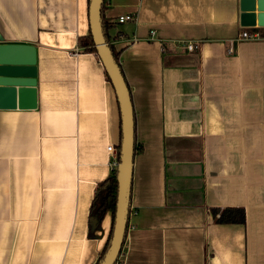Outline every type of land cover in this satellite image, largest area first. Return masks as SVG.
Instances as JSON below:
<instances>
[{"label": "crops", "instance_id": "0c3cea01", "mask_svg": "<svg viewBox=\"0 0 264 264\" xmlns=\"http://www.w3.org/2000/svg\"><path fill=\"white\" fill-rule=\"evenodd\" d=\"M103 6L138 149L118 264H264V26L239 0ZM89 33L88 0H0V45L33 47L35 79L34 101L0 103V264H93L107 239L90 207L120 116ZM229 207L243 225L215 223Z\"/></svg>", "mask_w": 264, "mask_h": 264}, {"label": "water", "instance_id": "95a60500", "mask_svg": "<svg viewBox=\"0 0 264 264\" xmlns=\"http://www.w3.org/2000/svg\"><path fill=\"white\" fill-rule=\"evenodd\" d=\"M103 0H90L88 6L89 31L96 56L101 62L113 87L120 116L119 162L116 167V205L112 236L109 248L100 264H115L121 254L129 212V197L134 158V116L130 94L123 76L116 64L109 44L101 27V7ZM241 22L253 26L257 18L258 26H264V0H239ZM257 12V13H255ZM257 14V15H256ZM34 65V48L26 45H0V103L21 102L28 98L34 101V77L27 76L23 66ZM92 230L97 220L91 218Z\"/></svg>", "mask_w": 264, "mask_h": 264}, {"label": "trees", "instance_id": "16d2710c", "mask_svg": "<svg viewBox=\"0 0 264 264\" xmlns=\"http://www.w3.org/2000/svg\"><path fill=\"white\" fill-rule=\"evenodd\" d=\"M89 1L88 0V6H89ZM104 5V0L103 4L101 7V27H102V32L104 35V38L106 42L109 44V48L112 52V55L114 57V60L116 64L119 67V70L121 72V75L123 76V73L121 71L120 65L118 63V53L114 51V48L110 44L112 41V37L110 35V30L113 28V25L111 23H108L103 19L102 16V11H103V6ZM79 44L81 45V48L83 51L88 52V53H94L96 55V51L93 46V41L90 33L81 38L79 40ZM107 81L110 83V80L108 76L106 75ZM124 78V76H123ZM125 81V79H124ZM126 83V82H125ZM127 85V84H126ZM128 88V87H127ZM129 91V89H128ZM120 132H119V142L116 147V152H117V162H119V145H120ZM136 146L134 144V154L136 152ZM116 193H117V183H116V169L111 170L110 176L103 182L99 183L97 185L94 199L92 200L91 207H90V218H94L97 220V226L96 230L99 228L100 223L104 217L105 214L109 213L111 217V226L110 230L107 236V239L105 241V244L103 246V249L95 262L93 264H100L109 248L111 236H112V230H113V223H114V216H115V205H116ZM212 217L215 221L216 224L220 225H243L245 223V211L242 208H225L223 210L219 209H212L211 210ZM127 226H128V219H127V224H126V231H127ZM126 234V232H125ZM125 238V236H124ZM119 263V259L116 261L115 264Z\"/></svg>", "mask_w": 264, "mask_h": 264}, {"label": "built area", "instance_id": "2783aa9c", "mask_svg": "<svg viewBox=\"0 0 264 264\" xmlns=\"http://www.w3.org/2000/svg\"><path fill=\"white\" fill-rule=\"evenodd\" d=\"M134 20V17L133 15H130V14H126V15H122V16H119L117 18V22L119 24H122V23H126V22H131ZM154 34L153 31L150 32V35L152 37V35ZM257 35H249V33L247 32H242L240 35H239V39H242V40H251V39H257ZM179 45H181L182 47H185L187 51L191 52V51H194L198 48V44L197 43H193V42H178ZM232 53V49L231 48H228L227 49V54H231ZM107 153L109 155V158H110V167H111V170L113 169H116L117 165H118V162H117V152H116V149L113 148V146H108L107 147Z\"/></svg>", "mask_w": 264, "mask_h": 264}]
</instances>
